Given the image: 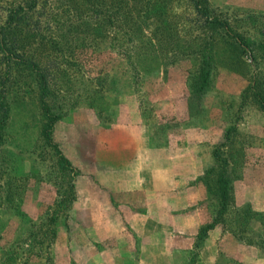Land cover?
<instances>
[{
	"label": "rangeland",
	"instance_id": "obj_1",
	"mask_svg": "<svg viewBox=\"0 0 264 264\" xmlns=\"http://www.w3.org/2000/svg\"><path fill=\"white\" fill-rule=\"evenodd\" d=\"M210 1L224 10L229 7V13L237 10L264 15V0ZM106 45L105 41H93L76 60L63 65L51 82L48 104L60 114L53 138L76 170L71 176L75 199L68 217L60 214L53 224L54 237L46 217L59 211L70 177L57 170L52 150L38 135V106L33 93L23 99L19 93H9L10 118L5 127L6 141L0 146V264H82L72 253L79 247V236L86 233L79 220L81 208L93 206V215L99 210L106 215L115 213L107 206H115L117 200L101 188L98 176L106 178L100 161L111 158L112 153L106 150L109 140L125 127L142 136L147 147L175 154L184 185L198 179L204 191L197 210L201 221L211 219L217 207L213 174L203 179V172L217 166L212 151L225 141L230 128L231 141L219 151L236 162L230 173L234 200L225 223L216 230L219 264H224L223 254L237 250L223 235L228 232L243 244L246 256L244 261L226 264H258L252 259L248 262V257L254 256L264 264V216L245 221L242 214L245 204L264 213V112L241 102L246 79L219 68L212 87L197 99L188 88L193 69L190 61L165 64L167 61L154 58L127 60ZM134 141L135 147L139 146L140 140ZM7 190L14 197L12 203ZM123 200L137 202L130 194ZM65 234L71 235L69 254L58 241L59 235Z\"/></svg>",
	"mask_w": 264,
	"mask_h": 264
},
{
	"label": "trees",
	"instance_id": "obj_2",
	"mask_svg": "<svg viewBox=\"0 0 264 264\" xmlns=\"http://www.w3.org/2000/svg\"><path fill=\"white\" fill-rule=\"evenodd\" d=\"M228 10L210 0H0V146L6 141L10 118L9 93H19L21 99L33 93L38 106V135L52 150L57 170L70 177L59 211L46 217L53 237V224L60 214L68 217L75 199L71 176L76 170L54 141L60 114L48 104L51 82L62 66L76 60L93 41H105L106 47L127 60L154 58L167 61L165 64L186 60L193 67L188 88L197 99L212 87L217 70L224 68L246 79L241 102L264 112V15ZM184 21L190 23L184 25ZM230 131L227 128L220 146L231 141ZM220 146L212 151L217 166L203 172V179L213 174L217 207L211 221L199 228L196 246L209 229L225 223L234 200L230 173L236 162L230 155L222 156ZM7 198L13 202L10 190ZM242 214L245 221L264 216L248 204Z\"/></svg>",
	"mask_w": 264,
	"mask_h": 264
},
{
	"label": "crops",
	"instance_id": "obj_3",
	"mask_svg": "<svg viewBox=\"0 0 264 264\" xmlns=\"http://www.w3.org/2000/svg\"><path fill=\"white\" fill-rule=\"evenodd\" d=\"M133 132L125 127L110 139L106 150L111 158L100 161L106 174L104 179L98 176L101 188L117 200L107 208L118 213L117 217L99 209L93 215V206H83L79 220L86 233L79 236L73 255L82 264H219L218 225L208 230L200 246L195 245L199 228L211 221L198 218L204 194L198 179L184 185L175 154L147 147L145 139ZM135 139L140 140L139 146L135 147ZM128 194L137 202L123 200ZM223 235L237 247L234 254H223L224 264L244 261L243 244L232 233ZM70 236L59 235L58 239L66 254ZM251 259L263 264L257 256L248 257V262Z\"/></svg>",
	"mask_w": 264,
	"mask_h": 264
}]
</instances>
